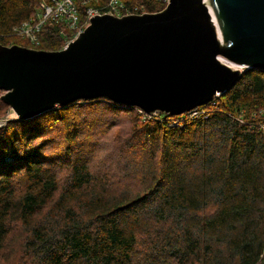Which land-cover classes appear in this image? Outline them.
Here are the masks:
<instances>
[{"label": "trees", "instance_id": "16d2710c", "mask_svg": "<svg viewBox=\"0 0 264 264\" xmlns=\"http://www.w3.org/2000/svg\"><path fill=\"white\" fill-rule=\"evenodd\" d=\"M37 2L0 0V44L63 47L55 26L39 45L10 33ZM208 104L173 125L179 116L143 117L103 96L9 120L0 130V262L19 225L11 264H264V69L244 68ZM7 109L0 100V115ZM123 117L135 189L114 193L110 166L95 157Z\"/></svg>", "mask_w": 264, "mask_h": 264}, {"label": "water", "instance_id": "95a60500", "mask_svg": "<svg viewBox=\"0 0 264 264\" xmlns=\"http://www.w3.org/2000/svg\"><path fill=\"white\" fill-rule=\"evenodd\" d=\"M244 68L264 69V0H169L156 12L97 15L60 50L0 44V100L19 119L101 96L178 115Z\"/></svg>", "mask_w": 264, "mask_h": 264}, {"label": "built area", "instance_id": "2783aa9c", "mask_svg": "<svg viewBox=\"0 0 264 264\" xmlns=\"http://www.w3.org/2000/svg\"><path fill=\"white\" fill-rule=\"evenodd\" d=\"M156 1L164 6L169 2V0ZM144 12H147L144 4L130 2V0H38L34 13L14 25L10 33L14 37L26 39L31 44L39 45L42 42V33L46 26H55L58 29L57 36L65 40L62 47L64 48L69 42L76 39L90 24V20L97 15L108 14L119 17ZM0 36L5 35L1 34ZM11 111L13 110L8 107L5 115L10 117ZM193 112L196 115L191 119L206 113L205 109L200 110L199 107H196ZM152 114L155 115V113ZM3 124L1 118L0 126Z\"/></svg>", "mask_w": 264, "mask_h": 264}, {"label": "rangeland", "instance_id": "374dc122", "mask_svg": "<svg viewBox=\"0 0 264 264\" xmlns=\"http://www.w3.org/2000/svg\"><path fill=\"white\" fill-rule=\"evenodd\" d=\"M2 93L3 91H0V95ZM197 107H199L200 110L210 108L208 103L204 105H199ZM195 108H192L190 110H187L183 113L176 115L179 117L175 119V122H171V125L175 123L176 124L181 123L179 121L189 120L188 118L191 119L194 115H196L193 112ZM11 112L12 113L10 114V117L6 116L5 113H2L0 115V119L2 118V121L4 122L3 126L2 125H1L2 127L0 126V130L6 127V124L9 120L19 119L14 114L13 111ZM138 113H143L142 114L143 117L145 116V114L148 115V113H146L144 110L140 108H138ZM104 115H105L104 112L102 113L97 112L93 115L90 114V116L93 118L104 117ZM171 116H174V115H171ZM22 120H25V119H22ZM103 129H106V128L103 127ZM128 129H130V120L127 117L121 118L118 126L114 127L111 131L109 130L108 133L101 139L100 148L95 157L96 161L104 162L110 166L111 173L109 175L114 179V183L117 182L115 184L116 187L113 188L114 193H119L123 189H130V188L135 189L132 186L133 182L130 181V172L128 171L125 165L126 159L129 160L130 165H131L132 161H130V158H133L132 155L130 154V149H127L124 146V143L126 142V138L128 137V135H126L129 132ZM104 163L102 165L103 167H104ZM59 176L63 178L65 176V172H60ZM60 185H62V183H60ZM50 205H53V202H51ZM46 209L48 210V207H46ZM50 212L51 210L45 213L44 216H41L40 219H43V217L48 218V216H50ZM22 233H25V230L19 225H16L15 228L10 232L9 241L4 248V252H2L5 258L1 260L0 264H11L14 253L18 249Z\"/></svg>", "mask_w": 264, "mask_h": 264}, {"label": "bare ground", "instance_id": "6f19581e", "mask_svg": "<svg viewBox=\"0 0 264 264\" xmlns=\"http://www.w3.org/2000/svg\"><path fill=\"white\" fill-rule=\"evenodd\" d=\"M13 89H15V87L13 88ZM51 230V229H50ZM173 238V237H172ZM174 239V238H173ZM203 248V247H202ZM182 255V254H181ZM173 256V255H172ZM184 256V255H183ZM160 262V261H159ZM178 262V261H177Z\"/></svg>", "mask_w": 264, "mask_h": 264}]
</instances>
